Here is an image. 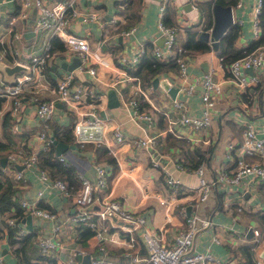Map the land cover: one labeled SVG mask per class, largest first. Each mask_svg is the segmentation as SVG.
Wrapping results in <instances>:
<instances>
[{
	"label": "crops",
	"instance_id": "0c3cea01",
	"mask_svg": "<svg viewBox=\"0 0 264 264\" xmlns=\"http://www.w3.org/2000/svg\"><path fill=\"white\" fill-rule=\"evenodd\" d=\"M122 1L125 2V5L121 6ZM127 1L105 0L103 3L97 4L90 0H80L83 9L92 6L101 8V18L100 21H85L81 16H76L70 23L71 28L87 34L90 40L95 42V45H100L109 63L108 65L99 66L98 76L93 77L84 72L79 73L77 79L91 83L96 92L103 95L102 97L106 103L104 106L106 113L114 121L122 124L127 136H140L146 133L158 134L159 143L155 148L163 157L167 158V164L169 165L168 167L163 163V167L162 165L159 167L152 165L151 157L154 155L151 147H136L129 143H116L119 160H117L118 168L114 174L111 173L110 165L100 162L109 169L107 185L103 188V192L112 193L113 197L120 199L127 207H135L145 215L147 223L151 227L159 229L162 226L161 232L167 243H171L175 234L186 226L187 207L191 205V212L197 211L202 216L210 217L218 226L217 228L203 229L198 234L194 245L196 249L213 253L223 264H246L248 263V255H251L252 260L255 258L256 264L258 259L264 264V235L259 238V243L255 244L254 239L257 240L255 238L257 235L253 233V228L258 224L254 214L259 209H264L263 188L259 186L261 181H253L248 176H244L239 183L220 181L217 178L221 169L230 171L236 167L237 149L243 140L244 130L248 123H253L257 127L259 135L264 136V68L258 71L260 80L256 84L239 89L232 81L221 56L213 46L210 50L192 56L185 54L190 61L187 70L191 78L212 71L213 77L222 82L223 89L212 109L210 125L202 129L179 125L174 131L167 130L169 119L164 111L173 112L175 110L172 101L176 95V97L186 100V107L190 113L197 115L202 113L200 95L202 87L198 85L191 93L178 89L177 93L172 95L169 89L165 88L160 82L157 85L153 82L152 86L143 87L140 77L129 72L126 68L127 65H135L140 60L148 42L152 43L154 48L163 45L159 44L157 40L164 34L158 26L161 0H140L141 6L136 12L138 17L134 22L135 24L124 28L125 26L122 25H125L127 20L131 18L128 17L130 9L127 7L129 4ZM168 1L170 8L167 9L166 19L169 22L174 21L176 24L181 25V27H178V44H180L179 39L185 36L188 27L195 25L200 31L212 27L214 12H212L211 17H207L204 21L200 7H194L192 0ZM31 4L23 10V0H0V60L12 64L19 60H29L32 55H43L47 51L48 39L51 43L48 50L50 54L46 58L43 71L40 74L34 73V78L31 80L33 82L43 80L48 85L40 87L37 92L26 91L23 94L17 119L12 117L13 123L10 128L16 136L15 141L10 142L5 149L10 154L23 153L21 148L27 141L31 150L38 152L43 149L38 132L44 121L36 115L34 96L55 98L57 96L55 84L60 72L62 70H72L63 63H72L74 57L78 56L76 53L64 55L62 51L65 48L51 49L52 37L58 35H47L45 31H36L37 6L34 9ZM253 6L254 0H243L242 5H234V23L240 25L236 40L238 46H246L251 40L257 38L253 30ZM208 21L211 22V26L206 27ZM131 27H134V30L129 35L123 33V30ZM121 28L123 29L121 30ZM60 39L62 40V38ZM56 51L60 52L52 55ZM137 53L138 58L136 61L121 63L120 57L125 56L127 59H132ZM121 65L125 67L130 77H125L124 80L116 82V79L123 75L119 72V66ZM22 73H33V71L31 69L30 71L23 70L17 73L16 76ZM157 76H160V79L167 77L171 81V85L178 87L182 81L179 68L177 70L170 68ZM3 79L7 83L10 82L4 78V75ZM110 87L116 89L120 99V104L114 107L108 106L107 91ZM142 90L147 92L151 100L160 107L159 110L155 111L154 125L148 129L143 128L142 124L130 115L129 107L126 104L128 97L137 95L140 102L146 101L149 104L148 108H151L152 104L144 96ZM11 105L12 97L0 95V139L3 141H7L8 137L3 129L4 117L7 111H11ZM68 109L65 105L59 103V107L52 118L53 121L61 125L68 124L71 120ZM158 113L163 114L164 120L160 121ZM161 122H164L167 126H163ZM169 131L178 137H186L190 141L191 147L199 144L203 146L211 145L210 150L208 149L207 161H204L206 176L212 181L210 196L207 200L197 203L195 190L199 179L198 174L195 169L177 166L176 159L183 155L179 146L168 141L167 133ZM50 132L52 133V130ZM72 144L62 153L65 155L66 161L76 168L81 183L82 174L95 179L97 171L94 162L97 161L94 148H83L85 145ZM231 145H234V147L231 148ZM255 157L264 160V155L247 156L248 159ZM165 168L173 175L180 177V183L183 185L181 188V193H183L177 195L171 211L166 209V205L160 199V197L170 198L172 192L171 187L165 180ZM25 174V182H21L19 185L21 189L19 195L22 197L33 196L36 194L37 188L43 187V183L34 171L26 169ZM81 183L78 188H80ZM45 194L46 196L41 199L47 201L53 209H57L62 216L72 206V199L65 200L61 198L57 189L47 187ZM95 218L99 227L103 230L101 239L94 236L97 229L90 222L82 223L85 226H91L94 231L92 235L84 238L85 240H81L79 232L81 222L71 225L62 232L64 247L55 253H50V255L55 256H51L54 261L44 260V263L89 264L91 258L99 252L100 243L107 246L109 256L120 261H127L132 255L147 254L148 250L141 237L135 238L136 240L133 243L130 241V244H128L129 237H126L127 233L121 232L118 227L106 225L105 221L98 216H95ZM21 223L24 224L22 226L24 232H29L30 229L27 227L26 222L21 220ZM33 226L38 227V237L34 240V245L38 248L39 237L43 233L50 232L52 224H49L45 219L39 218L38 220L36 216H33ZM105 226L106 229H104ZM5 230L3 228V231H0V257L5 264H17L16 255L8 241ZM215 230L224 235L222 241L213 240L212 233ZM118 236L122 241L114 239ZM253 243L254 245H252ZM246 245H251L250 250L245 249L247 255L243 254L242 250V247ZM79 254L82 257H79ZM69 256L74 257L72 263L69 262Z\"/></svg>",
	"mask_w": 264,
	"mask_h": 264
},
{
	"label": "built area",
	"instance_id": "2783aa9c",
	"mask_svg": "<svg viewBox=\"0 0 264 264\" xmlns=\"http://www.w3.org/2000/svg\"><path fill=\"white\" fill-rule=\"evenodd\" d=\"M94 3L101 4L105 0H90ZM168 0H161L158 18V26L165 35L162 46H156L155 52L161 58L169 57L176 53L177 29L181 25H167L164 22L165 7ZM198 0H192L194 7H198ZM31 4V0H23L22 9H27ZM243 0H238L237 5H242ZM120 5H125L121 2ZM37 16L35 19V28L39 32H47V35H58L65 44L63 54L73 55L76 53L80 57L79 64L72 70H62L57 77L55 89L57 96L55 98H43L38 95L34 96L35 112L44 123L38 132L41 140V147L46 148L53 140L50 132L49 120L54 117L59 103L73 110L76 114L74 123L75 143L85 145L86 143H94L99 145L105 143L109 150L118 157V148L116 143H129L136 147H157L159 143L158 134H144L140 136H127L124 127L120 122L114 121L105 110V101L103 95L96 92L95 87L91 83H86L81 79H77L79 73H89L93 77L98 76L99 66L108 65L100 45L91 42L87 34L75 31L71 28V21L76 16H81L83 20H99L101 18V8L92 6L83 9L80 0H36ZM262 0H254L253 6V30L255 36L261 33V27L258 22V14L261 11ZM234 12V5H233ZM235 22V18L233 19ZM209 27L207 29H211ZM134 27L123 30V33L129 35ZM47 51L43 54H34L29 60H19L28 65L33 73H22L16 76L15 81L5 82L3 73L0 70V95L12 97L11 112L14 118L17 117L21 104L22 96L26 91L37 92L40 87L47 86L48 83L43 80L31 81L34 73L40 74L45 65L46 58L50 54L48 51L51 47L50 40H47ZM60 51L52 53L55 55ZM69 58V57H67ZM138 53L132 59L125 56L120 57L121 63L127 61H136ZM179 62V73L182 81L179 89L187 93H191L198 85H201V102L202 113L192 114L187 110L186 100L181 97H174L172 103L175 107L173 112L165 110L169 119L167 130L174 131L179 125H186L194 129H202L210 125L212 121V109L216 104L222 92V82L213 77L212 71H207L201 76L190 77L187 67L190 61L186 55L177 57ZM252 68V72L247 70ZM264 68V43L257 45L254 49L246 54L235 58L229 63L230 77L239 89L247 88L256 84L260 80L258 71ZM119 76L117 81L130 77L125 67L119 66ZM144 96L151 102L152 107H143L136 95L126 99L129 107L130 115L136 119L143 128L148 129L155 123V111L160 107L155 104L148 96L147 92L142 90ZM101 110H105V115ZM17 119V118H16ZM232 146V145H231ZM234 145L231 147L233 148ZM264 155V136L259 135L257 127L253 123H248L244 130L243 140L237 149L236 167L230 171L221 169L217 178L220 181H228L231 183H239L244 176H248L253 181H264V160L259 158L248 159L247 156ZM61 160L66 161L64 154H59ZM10 160L16 164L15 167L9 166L7 171L14 174L16 179L25 182V170L34 171L43 187L37 188L36 194L33 196L22 197L19 200L24 207L26 215L31 213L34 217L47 220L52 224L50 232L43 233L39 237V247L43 253H55L64 247L62 240V232L69 226L80 222H90L96 227L94 236L97 239L103 237V230L99 227L95 216L105 221L106 225L118 227L121 232L127 233L129 237L128 244L133 243L137 237H141L148 250L145 255H132L127 261H120L108 255L107 246L100 243L99 252L93 256L89 264H223L211 252L198 250L195 248V240L198 234L206 228H217L214 221L210 217L202 216L199 212L194 211L186 215V226L175 234L171 243H167L159 229L151 227L147 223V218L135 207H127L124 202L112 196V193H104L103 188L107 185L109 169L100 162H94L96 166L97 176L95 179L87 175H81V186L73 192L67 183L61 178H52L50 172L41 167L38 163V152L31 150L29 154L13 153L9 155ZM151 163L154 166L162 165L161 161L155 156L151 157ZM163 166V165H162ZM181 168V165L177 163ZM198 174V184L196 186L197 203L205 201L209 198L211 192L212 181L206 176V165L201 163L195 168ZM165 180L171 187V197L161 198V202L166 205V209L171 211L174 202L177 199L178 188L181 178L173 175L165 168ZM20 183H17L20 185ZM20 187V186H19ZM51 187L57 189L58 194L65 200L72 199V206L69 207L67 213L62 216L57 209L41 207L38 202L46 196L45 189ZM19 219L10 217L8 221L14 223ZM106 229V226L104 227ZM21 232H24L21 227ZM254 235L259 234V229L253 228ZM212 237L214 241L220 242L224 239V235L213 231ZM116 241H122L120 236L114 237ZM73 256H69V262L72 263ZM0 264H5L0 257ZM257 264H262L258 259Z\"/></svg>",
	"mask_w": 264,
	"mask_h": 264
},
{
	"label": "trees",
	"instance_id": "16d2710c",
	"mask_svg": "<svg viewBox=\"0 0 264 264\" xmlns=\"http://www.w3.org/2000/svg\"><path fill=\"white\" fill-rule=\"evenodd\" d=\"M237 1L238 0H198L197 3L198 7H200L202 11V19L206 21L205 19H207V17H211L212 15L213 4L215 2H220L224 5H236ZM127 2H129L127 7H129L128 9H130V15L128 17L131 18L127 20V23L125 25H122L125 26L124 28L130 27L131 25L135 24L134 22L138 17V14L136 12L141 6L140 0H128ZM168 3L169 1H167L165 7L164 22L167 25L178 26V24H176L174 21L169 22L166 19L167 9L170 8V5H168ZM258 22L261 27V33L257 38L251 40L250 43L246 46H238L236 44V40L240 31V25L238 23L232 24L226 31V33L221 37L220 45L216 49V51L221 56L222 62L226 66L228 74H230L229 63L232 60L246 54L247 52L254 49L257 45L264 43V0H262L261 11L258 14ZM209 26H211L210 21H208V23L206 22V27ZM122 29L123 28H121V30ZM178 35L179 28L177 29L175 54L170 55L166 58H161L156 54L154 45L148 42L146 44L145 51H143L141 54L140 60L135 64L136 66L127 65L126 68L129 70V72L140 77L143 87H146L148 85L152 86L153 78L158 74L167 71L170 68L177 70L179 68V62L177 61V57L179 55L186 54L187 56H192L199 52L212 49V44L200 37V30L195 25L186 29L185 36L179 39L180 44H178ZM63 48H65L63 41L58 36H53L51 49L56 50ZM136 97L138 98L137 95ZM141 105L148 107L149 104L146 101H141ZM68 111L71 117V120L68 124L61 125L53 121V119H50L49 123L51 126L52 134L55 136V138H58L59 140H62L68 144H72L75 143L74 123L76 120V114L71 109H68ZM158 114L160 117V121L164 120L163 114ZM12 117L13 115L11 111H7L3 122L4 132L8 135L7 141H3L0 139V231H3V228L6 229L5 232L7 233V238L10 245L12 246V250L16 255L17 264H45L44 260L54 261L52 257L55 256L43 253L39 246L38 248L35 247L34 240H36V238L38 237V227L34 226L32 231L30 230L27 233L21 232V227L24 225L23 223H21V220L26 216V213L19 200V191L21 189L17 183H20V179H16L13 173L7 171V168L9 166H16V164L13 163L9 158L10 152L8 153L7 151H5L6 146H8L10 142H14V138L16 137L13 131H11L12 129L10 130L13 123ZM161 124L165 127L167 126L164 122H161ZM167 138L169 142L179 146L180 151H182L181 154L183 156H180L176 159V162L181 165V168L183 167L186 169H195L198 165H200L204 161H207L208 149L210 150L211 145L203 146L202 144H199L198 146L191 147L190 141L186 137H178L170 131L167 133ZM22 147L23 148L21 149L24 154L30 153L31 148L28 141ZM88 147L94 148L96 161L103 162L106 165H110L112 170L111 173L113 172L112 174H114V172L118 168V161L115 155L109 150L107 145L105 143L96 145L89 142L86 143L85 147L83 148ZM5 156L7 157V163L5 166H3L2 158ZM38 158L39 165L47 169L50 172L52 178L63 179L73 192H76L79 189L78 187L81 182L76 168L69 162L60 159L59 155L56 153V145L54 141H52L48 147L40 149L38 151ZM260 181L261 182L259 183V186L263 188L262 193L264 194V181ZM182 187L183 185L180 184L178 188V194L183 193H181ZM38 205L41 207H48L50 209H53L50 204L44 199H41L38 202ZM10 217H13L14 219L18 218L19 220L14 221V223H10L8 221ZM254 217H256L258 220V224L255 227L259 229V234L255 236L257 240L254 239V243L257 244L260 241L259 238L264 235V209H259L254 214ZM82 223L83 222H81V226L79 227V232L81 234V240H85L84 238L92 235L94 231L91 226H85ZM254 243L252 245H254ZM250 248L251 245L243 246V254L247 255V253H245V249L250 250ZM254 259L255 258H253L252 260L251 255H248V263L246 264H256V260Z\"/></svg>",
	"mask_w": 264,
	"mask_h": 264
},
{
	"label": "water",
	"instance_id": "95a60500",
	"mask_svg": "<svg viewBox=\"0 0 264 264\" xmlns=\"http://www.w3.org/2000/svg\"><path fill=\"white\" fill-rule=\"evenodd\" d=\"M213 12H214V21L211 29H203L200 31V37L205 39L206 41L210 42L212 46L217 49L220 45V39L221 37L226 33V31L229 29V27L234 23V12H233V5L227 4L224 5L220 2H215L213 5ZM122 36V35H121ZM164 35L160 36L158 38V43L163 44ZM80 62V57L75 56L74 61L72 63L64 62L63 65H65L69 69H73L78 63ZM0 70L4 75V78L7 79L10 82L15 81L16 74L20 73L21 71H30V68L28 65L17 61L15 63H8L6 61L0 60ZM250 72H252V68H248ZM153 82L155 85H157L159 82L165 87L169 89V92L172 95H175L179 89L178 86L171 85V81L166 77L163 79H160V76H155L153 79ZM108 92V106L114 107L120 104V99L118 97L117 91L114 87H110ZM102 114H106L105 110H101ZM52 138L54 140V143L56 145V153L59 155L63 153L70 144L59 140L58 138H55L54 135H52ZM73 145V144H72ZM151 150L153 152V155L158 158L161 163L167 165V158L163 157L161 153L155 148L151 147ZM173 162V161H172ZM7 163V157L2 158V165L5 166ZM171 163V161H170ZM188 214L191 213V205L187 207ZM23 222H26L27 227L32 230L34 228L33 226V215L31 213L27 214L23 219ZM251 231V228L249 229ZM264 251V250H263ZM89 256V255H86ZM79 257H82V255L79 254Z\"/></svg>",
	"mask_w": 264,
	"mask_h": 264
},
{
	"label": "rangeland",
	"instance_id": "374dc122",
	"mask_svg": "<svg viewBox=\"0 0 264 264\" xmlns=\"http://www.w3.org/2000/svg\"><path fill=\"white\" fill-rule=\"evenodd\" d=\"M32 1V7L35 9L36 8V0H31ZM37 9V8H36ZM93 44L95 43V42H93V41H91ZM1 151V150H0ZM67 260H68V258H67Z\"/></svg>",
	"mask_w": 264,
	"mask_h": 264
}]
</instances>
